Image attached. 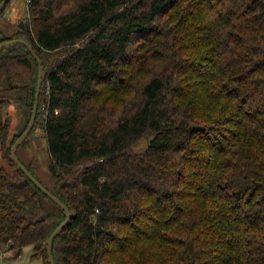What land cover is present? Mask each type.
<instances>
[{
  "label": "trees",
  "instance_id": "obj_1",
  "mask_svg": "<svg viewBox=\"0 0 264 264\" xmlns=\"http://www.w3.org/2000/svg\"><path fill=\"white\" fill-rule=\"evenodd\" d=\"M27 17L0 44L44 69L45 156L26 138L16 157L70 212L55 264H264V0H27ZM37 79L23 46L0 52V261L49 264L65 219L11 160Z\"/></svg>",
  "mask_w": 264,
  "mask_h": 264
},
{
  "label": "rangeland",
  "instance_id": "obj_2",
  "mask_svg": "<svg viewBox=\"0 0 264 264\" xmlns=\"http://www.w3.org/2000/svg\"><path fill=\"white\" fill-rule=\"evenodd\" d=\"M27 17V0H11L5 10L2 13V17L0 18V28H2L5 35H9L18 24H22L21 27L24 28L26 23H28ZM6 116L10 118V130L9 134L18 133L20 128L22 127V119L17 111V109L11 105L7 108ZM41 131H33L31 132L30 137H27V143L22 150V153L28 152L30 155H37L43 158L45 153L43 149V140L41 138ZM145 146L135 145L136 150H142ZM27 156V155H26ZM28 157V156H27ZM4 164L2 159V155L0 154V166ZM44 166L36 167V171L43 172ZM32 246H26L23 248L22 254L19 258L13 260H4L0 261V264H42L40 260L32 259Z\"/></svg>",
  "mask_w": 264,
  "mask_h": 264
},
{
  "label": "water",
  "instance_id": "obj_3",
  "mask_svg": "<svg viewBox=\"0 0 264 264\" xmlns=\"http://www.w3.org/2000/svg\"><path fill=\"white\" fill-rule=\"evenodd\" d=\"M9 0H2L0 2V13L1 11L6 7L7 3ZM22 25V24H20ZM21 45L23 46L27 52L32 56L34 61L38 65V79H37V87H36V94H35V102L32 110V115L30 117L29 123L24 130V132L17 138V140L14 142L10 149V155H11V160L15 164V166L26 176L28 180L32 182V184L40 190L44 195H46L54 204H56L63 212L65 215L64 221L53 231L51 236L49 237L46 245V251H47V256H48V262L49 264H55L52 256V249H53V243L54 240L61 234V232L64 230V228L69 224L70 222V212L69 210L65 207V205L55 196H53L51 193H49L37 180H35L31 174L27 172V170L23 167V165L18 161L16 157V151L18 147L23 143L24 140L29 136L31 133L35 119H36V114H37V107H38V98L40 94V88L42 84V80L44 77V69L41 64V61L38 59L37 55L35 54L34 50L30 46V44L24 40H10L4 43L0 44V52L4 51L10 47Z\"/></svg>",
  "mask_w": 264,
  "mask_h": 264
}]
</instances>
